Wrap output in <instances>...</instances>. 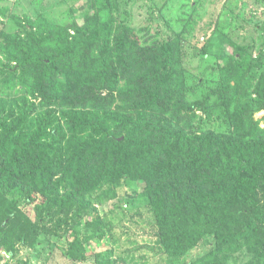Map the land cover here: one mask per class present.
<instances>
[{
    "label": "trees",
    "instance_id": "obj_1",
    "mask_svg": "<svg viewBox=\"0 0 264 264\" xmlns=\"http://www.w3.org/2000/svg\"><path fill=\"white\" fill-rule=\"evenodd\" d=\"M106 1L81 26L28 20L25 45L4 48L14 66L0 73L23 95L0 98V248L24 219L13 196L77 214L121 182L142 187L176 255L208 234L220 253L259 226L264 234V128L254 117L264 111V75L242 88L247 60L238 49L203 102L200 129L179 39L131 27ZM85 226L95 236L102 228L97 219ZM69 254L84 251L71 244Z\"/></svg>",
    "mask_w": 264,
    "mask_h": 264
},
{
    "label": "rangeland",
    "instance_id": "obj_2",
    "mask_svg": "<svg viewBox=\"0 0 264 264\" xmlns=\"http://www.w3.org/2000/svg\"><path fill=\"white\" fill-rule=\"evenodd\" d=\"M103 2L107 1L0 0V71L14 66L4 57L5 46L12 41L25 45L29 40L24 30L28 20L44 18L50 23L81 26L84 16ZM115 4L120 21L179 39L190 114L196 115L200 129L208 123L203 102L219 86L222 70L231 58H240L238 49L244 50L242 56L247 60L241 87L250 92L255 80L264 75V0H115ZM22 95L20 85L6 81L0 73V98ZM254 117L264 128V111ZM99 193L92 196L90 207L77 214V207L68 213L70 210L58 201L41 205L39 200L27 205L22 195L13 196L24 219L9 230L10 240L5 249L0 248V264H264L260 226L240 239L231 252L220 253L215 238L208 234L176 255L167 250L158 219L140 185L121 182L101 202L96 196ZM42 219L44 225L39 223ZM95 219L102 225L97 236L85 226ZM28 230L25 243L14 239ZM71 244L83 249V256L72 257Z\"/></svg>",
    "mask_w": 264,
    "mask_h": 264
}]
</instances>
